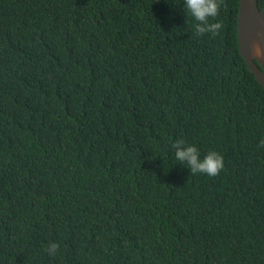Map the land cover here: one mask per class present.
Masks as SVG:
<instances>
[{
  "label": "trees",
  "instance_id": "1",
  "mask_svg": "<svg viewBox=\"0 0 264 264\" xmlns=\"http://www.w3.org/2000/svg\"><path fill=\"white\" fill-rule=\"evenodd\" d=\"M239 2L197 35L184 0H0V264H264ZM176 139L223 169L191 173Z\"/></svg>",
  "mask_w": 264,
  "mask_h": 264
},
{
  "label": "clouds",
  "instance_id": "2",
  "mask_svg": "<svg viewBox=\"0 0 264 264\" xmlns=\"http://www.w3.org/2000/svg\"><path fill=\"white\" fill-rule=\"evenodd\" d=\"M184 8L196 21L194 28L197 35L211 33L215 35L221 28L219 21L210 23L209 20L218 14V0H184ZM259 147L264 148V139L259 141ZM175 160L182 162L191 173H204L216 176L224 167L223 156L216 151H209L203 157L195 144L186 143L183 139H176L171 143ZM58 244L49 242L48 252L56 256Z\"/></svg>",
  "mask_w": 264,
  "mask_h": 264
},
{
  "label": "water",
  "instance_id": "3",
  "mask_svg": "<svg viewBox=\"0 0 264 264\" xmlns=\"http://www.w3.org/2000/svg\"><path fill=\"white\" fill-rule=\"evenodd\" d=\"M239 49L247 66L264 87V7L258 0H240L237 19ZM260 45V53H255L252 44Z\"/></svg>",
  "mask_w": 264,
  "mask_h": 264
},
{
  "label": "bare ground",
  "instance_id": "4",
  "mask_svg": "<svg viewBox=\"0 0 264 264\" xmlns=\"http://www.w3.org/2000/svg\"><path fill=\"white\" fill-rule=\"evenodd\" d=\"M252 48H253V51L255 52V53H260V45H259V43L257 44L256 42H254L253 44H252Z\"/></svg>",
  "mask_w": 264,
  "mask_h": 264
}]
</instances>
